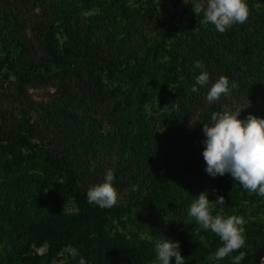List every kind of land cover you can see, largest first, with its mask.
I'll list each match as a JSON object with an SVG mask.
<instances>
[{
    "label": "trees",
    "instance_id": "trees-1",
    "mask_svg": "<svg viewBox=\"0 0 264 264\" xmlns=\"http://www.w3.org/2000/svg\"><path fill=\"white\" fill-rule=\"evenodd\" d=\"M19 1L33 8L47 0ZM196 2L191 0L183 11L190 16L187 25H172L174 15L171 22H157V39L145 43L140 50L126 49L124 41L110 32L105 41L115 48L106 54L92 42L94 30L102 33L115 24L125 31L123 40L130 39L139 30V19L132 18L128 8L106 0H69L60 7L52 4V16L40 31L45 57L39 65L22 39H13V46L0 55V76H7L3 75L7 71L22 84L48 78V74L40 73V66L54 74L79 72L83 90L87 85L85 95L93 103L112 105L106 118L118 129L116 135H102L97 119L88 116L86 120L94 129L82 133L83 143L62 153L51 142L34 141L26 121L0 132V264H78L80 257L86 264H158L155 244L162 238L160 233L146 235L144 224L140 226L143 234L130 229L133 223L139 224L137 219L144 213H149L156 224L166 221L163 237L180 243L185 264H232L240 251L246 253L240 264H261L264 218L244 215L246 203L255 215L264 214V197L245 190L230 174L210 178L207 186L197 187L195 178L188 174L194 167L184 160L179 170L159 173L147 181L144 195L131 193L123 205L100 208L88 203L86 193L90 187L78 167L81 152L85 156L114 152L117 165L113 186L118 190L130 160L136 164L141 161L137 166L143 168L163 154V142H171L177 115H162L168 129L157 136L155 117L147 113L154 99L169 92L172 97L189 101L193 86L201 91L203 99L220 76L228 77L230 85L235 82L237 86H241L237 83L240 73L253 77L259 87L247 94L242 120L249 114L264 118V72L256 67L252 56L264 47V0H247L248 20L232 26L252 33L250 43L239 39L233 28L219 33L214 25L202 23L203 14L196 16L192 11ZM93 11L103 17L90 14L86 17L88 23L80 24L82 16ZM183 39L191 45L193 54L209 66L210 81L204 89L192 84L198 73L187 70L181 52ZM88 104L82 101L81 106ZM76 122L68 125L67 131L79 132L82 123ZM205 191L210 201L220 195L225 198V204L216 206L213 215L242 216L246 221L245 247L221 260L208 259L222 246L220 238L200 225L188 229L186 223L195 220L188 216L190 205ZM195 226L201 227L199 234ZM69 248L77 249L79 256L73 259ZM40 249L44 251L38 252ZM171 264H175V258Z\"/></svg>",
    "mask_w": 264,
    "mask_h": 264
},
{
    "label": "rangeland",
    "instance_id": "rangeland-1",
    "mask_svg": "<svg viewBox=\"0 0 264 264\" xmlns=\"http://www.w3.org/2000/svg\"><path fill=\"white\" fill-rule=\"evenodd\" d=\"M66 1L69 0H47L42 6L38 5L32 8L22 4L19 0H1L0 55L4 56L5 50L13 46V39H22L29 48L34 63L39 65L45 57L40 43V31L52 16L53 9L51 5L60 7L63 4L62 2ZM106 1L117 3L118 7L128 8L130 16L139 19V30L128 40H123L125 31L121 28H116L115 24H111L102 33L94 30L92 42L99 44L103 54L115 48L111 43L105 41L110 32H113L119 40L124 41L126 49L135 51L140 50L145 43L157 39L159 33L156 28L157 22H171V15H174L175 20L174 22L172 21V25H187L190 17L189 14H184L183 11L191 0H185L186 3L184 0H164V7L162 6L163 2L160 0ZM95 13L99 14V19L103 17L98 11L89 12L82 16L80 24L85 25L88 23L86 17ZM231 28L237 31L239 39L248 41V43L252 42V33L247 34L234 27ZM183 41L185 43L181 52L184 54L187 70L191 73H198L192 82V84L196 85L197 77L202 72V69L195 67L196 61L203 62V71H207L209 66L203 59L193 54V49L187 40L183 39ZM243 48L240 45V49L243 50ZM252 56L256 67L264 72V47H260L258 52L253 53ZM39 71L44 76L48 74V78L34 80L30 84L20 83L16 77L10 75L7 71L3 72V75L7 76H2L1 74L0 132L6 131L11 125L26 121L31 126L30 133L34 135V141L51 142L56 150L61 153L68 149H75L76 145L83 143L81 141L82 133L94 129L86 120L88 116L97 119L98 131L102 135L117 134L118 129L115 123L106 118L112 105L93 103L85 95L84 91L87 89V85L85 90H83L84 82L79 72L54 74L53 70L47 72L41 66ZM237 83L241 86H237L230 97L222 96L219 101L212 104L206 103L207 93L204 94L203 99H200L201 91L192 92V98L189 101L180 100V98H183L180 96L172 97L169 92L159 94L154 99L152 106L147 108V113L149 116L153 115L155 117V132L157 136L168 129V124L162 115H167L171 112L177 115L175 117L176 123L173 125L175 131L171 134V142H163L165 145L163 154L157 156L152 164L143 168L137 166L141 161L136 164L134 160H130L124 169V175L121 178L122 183L117 190L119 199L115 205L125 204L131 193L139 192L144 195L148 185L147 181L155 178L159 173L179 170L182 168L184 160H188L190 167L192 165L194 167L188 174L195 178V185L197 187L201 185L207 186L209 179H213V177L205 171L207 165L202 155L204 151L202 142L206 137L202 130L203 124L210 125L212 114L223 111L225 106L232 110H235L236 106L243 108V103L248 97L247 94L252 89L259 87V83L247 73H240ZM198 86L204 89L206 85L201 86L198 84ZM82 101L89 104L81 106ZM238 118L242 120L241 115ZM76 121L82 123L81 128L78 129L79 132L67 131V126L72 122L76 124ZM116 165L117 155L114 152L96 154V156H85L81 152L78 160V167L82 168L85 183L89 187L103 183L106 170H114ZM246 206V214L244 216H250L252 219L264 218V214L255 215L249 203H246ZM69 209L73 208L69 207ZM142 215V218L138 217L137 219L139 224L133 223L130 229L143 234V229L140 226L144 224L146 235L151 232H159L160 237H162L163 231L167 228L166 221L156 224L157 221L149 213ZM133 218H136V216H133ZM186 223L189 224L188 229L193 228L194 224L199 225L195 220L193 223L190 220L186 221ZM200 229L201 227L195 226L197 234H199ZM200 237L203 238L202 235ZM43 251L44 249L38 250V252Z\"/></svg>",
    "mask_w": 264,
    "mask_h": 264
},
{
    "label": "clouds",
    "instance_id": "clouds-1",
    "mask_svg": "<svg viewBox=\"0 0 264 264\" xmlns=\"http://www.w3.org/2000/svg\"><path fill=\"white\" fill-rule=\"evenodd\" d=\"M192 11L196 16L202 13L201 22L214 25L219 33H225L236 24H244L250 15L247 0H198L192 5ZM195 67L202 69L196 83L201 86L209 84L210 75L203 71V62L196 61ZM236 88L235 82L230 85L228 77L220 76L211 84L206 103H215L222 96L230 97ZM191 91L197 92L198 89L193 86ZM245 108L236 106L232 110L225 106L223 111L212 114L210 125L203 124L202 130L206 137L202 142V155L207 165L205 171L212 177L230 174L233 181L238 182L245 190L264 197V118L249 114L245 119H239ZM114 179V171L106 170L104 182L88 189V203L100 208L113 207L119 199L113 186ZM208 196L207 191L199 194L190 205L188 216L194 218L204 230H210L220 238L222 246L208 259L221 260L245 247L246 221L242 216L213 215L216 206L225 204V198L220 195L215 201H210ZM180 247L178 241L173 242L162 236L155 244L158 264H171L173 258L175 264H185ZM69 251L73 259L79 256L77 249L69 248ZM245 256L246 253L240 251L232 259V264H240ZM78 264H86L83 257H80ZM261 264H264V257L261 258Z\"/></svg>",
    "mask_w": 264,
    "mask_h": 264
}]
</instances>
